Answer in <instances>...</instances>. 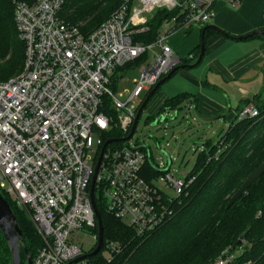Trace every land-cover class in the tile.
<instances>
[{
  "label": "built area",
  "instance_id": "1",
  "mask_svg": "<svg viewBox=\"0 0 264 264\" xmlns=\"http://www.w3.org/2000/svg\"><path fill=\"white\" fill-rule=\"evenodd\" d=\"M10 1L24 60L18 74L0 81V193L26 212L41 239L32 264H95L89 257L72 260L97 243L90 185L103 136L115 127L126 137L141 96L182 59H193L192 53L179 57L166 39L177 29L210 24L218 0H125L85 35L60 17L64 0ZM222 1L236 7L241 0ZM160 7L180 13L163 22L153 42L134 43L132 36L146 28L147 12ZM138 59L133 86L116 94L111 86L123 74L112 83L116 68ZM106 98L115 116L103 111ZM255 115L249 102L237 118ZM131 137L105 146L94 192L108 214L144 236L172 214L171 203L194 177L166 170L146 180L141 172L150 152ZM104 248L108 261L121 250L114 241ZM232 257L225 250L207 264H228Z\"/></svg>",
  "mask_w": 264,
  "mask_h": 264
},
{
  "label": "trees",
  "instance_id": "2",
  "mask_svg": "<svg viewBox=\"0 0 264 264\" xmlns=\"http://www.w3.org/2000/svg\"><path fill=\"white\" fill-rule=\"evenodd\" d=\"M18 1L32 3L34 0ZM122 4L121 0H64L59 15L65 22L77 25L85 35ZM178 13V7L156 8L147 18L146 28L135 33L132 41L141 44L153 42L163 22ZM262 30L264 31V27ZM188 32L189 29L185 31ZM214 32L206 30L203 39ZM223 34L237 38L227 32ZM251 37H264V32ZM194 50L191 52L193 61L197 58L199 48ZM23 60L24 46L17 37L13 4L10 0H0V81L22 70ZM138 61L139 59L116 68L112 83L118 72L122 74ZM189 61L187 58L182 59L179 67L186 66ZM111 87L114 89V85ZM157 90L158 87L155 92ZM189 98L188 93L169 97L164 100L160 110L180 109L181 105L188 103ZM249 102L257 108V115L238 119L241 108L214 144L206 142L207 148L198 153L193 169L186 176L194 179L171 203L172 214L153 231L144 236L135 235L133 229L106 212L96 190L95 205L101 218L103 243L89 260L95 264H207L228 250L233 255L228 264H264V173L232 205L226 207L229 198L247 175L264 161V99L254 97L246 101L244 106ZM102 109L115 116L109 99L106 98ZM120 136L118 129L114 127L104 134L103 142ZM119 145L121 142L110 146ZM166 170L168 169L160 168L148 158L141 173L150 181ZM3 197L16 216L28 254L34 258L41 247L40 237L26 212L8 197ZM243 233L244 236L238 243ZM107 241L118 242L121 246V250L113 254L110 261L100 252L105 249ZM20 255L21 263L26 264L22 247ZM11 258L10 248L0 231V264H11Z\"/></svg>",
  "mask_w": 264,
  "mask_h": 264
},
{
  "label": "crops",
  "instance_id": "3",
  "mask_svg": "<svg viewBox=\"0 0 264 264\" xmlns=\"http://www.w3.org/2000/svg\"><path fill=\"white\" fill-rule=\"evenodd\" d=\"M214 10L210 24L237 38L209 33L203 39L200 62L191 68L187 67L189 62L179 67L163 82L167 89L161 90L163 83L160 84L152 97L159 94L161 106L169 97L188 93L187 108L193 107L207 118H222L229 125L246 101L264 99V37L238 38L264 27V0H241L236 7L218 0ZM185 31L177 29L170 34L174 50L188 54L198 47L200 52L202 28Z\"/></svg>",
  "mask_w": 264,
  "mask_h": 264
},
{
  "label": "rangeland",
  "instance_id": "4",
  "mask_svg": "<svg viewBox=\"0 0 264 264\" xmlns=\"http://www.w3.org/2000/svg\"><path fill=\"white\" fill-rule=\"evenodd\" d=\"M121 1H123V3L125 2V0ZM136 1L137 0H129L128 3L129 5H132V2L135 4ZM154 10L155 8H152L147 12L149 17ZM204 26H202V28ZM195 28L199 27L193 26V29ZM181 31L183 32V30ZM169 37L170 36L167 37L166 42L170 45L173 51L179 57L186 58L188 55L187 53L179 54L174 50ZM148 61H150V58H148ZM192 61L193 59L189 61V64H191ZM6 68L7 70L9 69L7 66ZM19 72H16L8 78ZM137 75L138 70L134 66L123 71L118 85H115L114 87L115 93L117 94L124 89H130L133 86V79L137 77ZM163 85H161L160 89H167V86ZM143 96L141 97L143 98ZM159 97V94L156 93L152 99L149 100L146 107L143 108L131 140L147 147L150 152L148 158L154 164L162 169L167 168L174 176L183 178L193 169L198 153L207 148L206 142L210 141L214 144L219 136H221L227 129L228 122L223 121L222 118H207L198 114L193 107L190 109L187 108L186 103L181 105L182 107L180 109H166L162 111L160 110L161 106L158 105ZM161 118L163 120L159 121ZM93 140V149H95L96 136L93 137ZM32 226L35 229L33 224ZM81 237L88 240L87 236L81 235ZM88 249L87 245L83 247L84 251H87ZM100 252L105 258L108 257V253L105 249H102Z\"/></svg>",
  "mask_w": 264,
  "mask_h": 264
},
{
  "label": "water",
  "instance_id": "5",
  "mask_svg": "<svg viewBox=\"0 0 264 264\" xmlns=\"http://www.w3.org/2000/svg\"><path fill=\"white\" fill-rule=\"evenodd\" d=\"M206 30H211V31H215L218 33H223V31L218 28L216 25L213 24H208L205 25L202 28V32H201V42H200V52L198 54L197 60L192 63V64H188L187 67L191 68L193 66H195L196 64H198L202 58V53H203V35L204 32ZM264 31L262 29H256L246 35H242L239 36L238 38L240 39H244L247 37H250L254 34H262ZM184 66V65H182ZM179 68V65H177L176 67H174L168 74H166L164 77H162L145 95V97L142 99L140 106L137 109L135 118L133 120V123L131 125L130 128V132L128 133V135L126 137H121V138H110L107 139L103 146L100 149V153L97 157L96 160V164H95V168H94V174L92 176V181H91V185H90V198H91V204L93 207V211L95 214V218H96V222H97V243L96 246L94 247V249L86 254H83L77 258H75L74 260H72V262H76L78 260L93 256L94 254H96L101 246H102V242H103V228H102V223H101V218L100 215L97 211L96 205H95V201H94V183H95V175L102 157V153L103 150L105 148V146L111 142L114 141H123L126 140L128 138L131 137V135L134 133L136 125H137V121L139 119V116L143 110V108L145 107V105L147 104V102L149 101V99L152 97V95L154 94L155 90L157 89V87L162 84L166 79H168L170 77V75L176 71ZM177 114V112H176ZM175 116V115H174ZM163 119L161 118L159 121H162ZM157 122V121H155ZM264 173V161H262L257 167H255L248 175L247 177L244 179V181L242 182V184L238 187V189L233 193V195L229 198L227 206L229 207L230 205H232L239 197L242 193H244L248 187L255 182L262 174ZM0 231L2 232L9 248L11 251V264H22L21 263V255H20V247L23 248L24 252H25V256H26V264H32V256L30 254H28L25 245H24V240L22 237V232L19 228L16 216L12 210V208L10 207L9 203L7 202V200L2 196V194L0 193ZM244 236V233L239 237L238 239V243L242 240ZM71 262H69L70 264Z\"/></svg>",
  "mask_w": 264,
  "mask_h": 264
}]
</instances>
